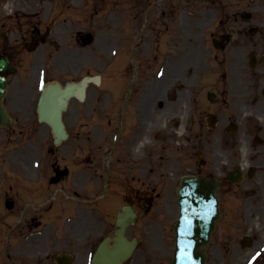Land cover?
Masks as SVG:
<instances>
[{
	"label": "rangeland",
	"instance_id": "374dc122",
	"mask_svg": "<svg viewBox=\"0 0 264 264\" xmlns=\"http://www.w3.org/2000/svg\"><path fill=\"white\" fill-rule=\"evenodd\" d=\"M63 1L64 17L71 16L74 20L59 18L57 21L56 24L64 22V39L70 40V34L80 29L92 32L95 40L89 47L79 48L78 62L73 67H78V70L59 73L57 78L78 79L85 74H99L102 80L100 85L88 87L84 102L71 100L63 116L69 137L55 149L47 150L54 151L61 158L56 162L55 157L45 152L52 137L47 125L36 120L33 110L36 101L27 102V89L30 87L27 78L20 71L9 75L4 102L19 125L27 124V131L17 134L0 129V144L11 143L5 145L0 156V174L4 180L22 179L21 176L31 180L21 186L23 209L20 208L21 202L17 201L18 208L11 212L0 211V216L14 225L10 233L14 232L16 251L27 233L30 238L28 244L32 243L33 248L30 250L39 251L42 264H52L45 255L69 249L71 242L75 241L79 253L75 264H89V245L114 228L113 220L106 213L96 215L95 212L91 216L87 209L99 208L96 196L104 191V154L112 147L114 137L118 136L120 145L114 146L117 159L107 163L112 162L113 169L115 164L120 168L123 163L133 161L131 170L135 169L138 177L145 181L129 183L113 179L110 184L108 182L110 192L120 196L123 191H134L141 186L144 195L150 199L149 204H152L150 209H156L158 213V221L151 227L139 221L130 229V234L136 235L140 243L126 264L170 263L174 237L171 226L177 215L175 189L179 178L185 174L214 175L224 181L217 191L220 218L212 234L205 264H264V253L259 259H252L253 254L264 250V145L257 146L252 139L258 135L264 140V133L257 134L251 129L249 122L254 121L245 116L253 108L251 82L255 75L252 73L264 71V65L255 66V72L248 67L249 51L254 50L257 55L264 56V0H169L165 4H155L151 0ZM150 2L152 4L148 5ZM91 6L95 11H89ZM167 11L175 15L171 28L176 36L172 71L159 75L156 70L149 72L144 69L135 73L136 88L129 100L135 99L137 105L134 119L138 128L135 124L121 131L125 124L121 122L120 125L119 122L120 101L118 95L109 89L114 83L112 78L118 83L122 80L119 75H113L109 55L124 44L121 38L130 19L135 26L130 25L129 31L136 35L138 48L151 41L158 44L157 48L163 45L164 38L158 34L167 26L161 24L165 19L162 15ZM245 11L252 14L249 21L241 19ZM251 26L256 27L259 33L250 34L248 29ZM228 32H233L231 40L223 50L216 48L213 40ZM155 35L157 37L154 38ZM114 47L115 50L111 51ZM22 55L21 63L25 62V54ZM219 70L223 71V78L216 77ZM149 81L160 84L159 94H153L158 97L155 100L142 95L144 83ZM217 86L219 91L215 89ZM209 90L218 92L212 103L206 98ZM180 94L182 96L175 101ZM172 95L174 98L170 99ZM138 99L142 104L139 105ZM210 112L218 117L214 129L206 126V115ZM148 126L151 128L145 141L136 151L133 150L137 137ZM126 143L127 146L123 147ZM243 145L246 155L242 152ZM253 154H256V159ZM88 155L90 163L95 165L91 171L93 179L88 176L89 172L82 173L83 168H89L80 164L87 163ZM119 158L122 159L119 161ZM199 159L205 161L201 166L198 165ZM51 163L59 169L66 165L71 170L65 181L60 178L54 185L77 190L78 197L84 199L78 205V209H84L81 213L74 210L75 201L60 188L41 192L44 189L41 181L45 179L41 177L48 174ZM255 163L259 165L258 171L252 176L237 185L226 182L225 176L232 168L244 166L246 171ZM123 166L127 167L126 164ZM149 168L154 172L148 173ZM16 198L22 200L20 196ZM58 209L67 212H56ZM2 212L9 215L4 217ZM247 236L251 239L250 244L242 246L240 241Z\"/></svg>",
	"mask_w": 264,
	"mask_h": 264
},
{
	"label": "water",
	"instance_id": "95a60500",
	"mask_svg": "<svg viewBox=\"0 0 264 264\" xmlns=\"http://www.w3.org/2000/svg\"><path fill=\"white\" fill-rule=\"evenodd\" d=\"M7 62L0 59V71H5ZM84 79L79 85L81 96L84 91ZM5 80L0 77V125L7 124V116L1 104V96L4 93ZM72 91L69 88L61 89L59 86L44 88L43 96L39 101V109L42 110L39 120H45L53 129L55 142L65 137L60 112L66 106V98ZM240 178L238 172L230 175L231 181ZM219 186L215 178L207 180L194 176L183 177L177 190L179 215L174 226L176 239L172 264H203L205 252L200 249L207 245L209 234L218 218L217 198L215 189ZM128 209L127 207L123 208ZM120 229L115 231L116 250H101L102 257L98 256L94 264H120L131 253L133 245L126 241L123 231L126 225L125 218L118 215ZM122 217V218H121ZM59 260V258L57 257ZM106 260V261H105Z\"/></svg>",
	"mask_w": 264,
	"mask_h": 264
},
{
	"label": "flooded vegetation",
	"instance_id": "af4514ba",
	"mask_svg": "<svg viewBox=\"0 0 264 264\" xmlns=\"http://www.w3.org/2000/svg\"><path fill=\"white\" fill-rule=\"evenodd\" d=\"M62 10V0H52L49 7L44 4V0L37 4H32L31 0H0V53L8 54L10 63L17 65L21 62V53L27 52V79H31L36 70H41L44 75L48 60L54 66H62L64 61L69 67L77 64L76 53L70 44L74 41L75 49L78 48L81 39L78 35L79 29L70 34V40L66 43L63 33L64 22L56 23L59 18H68L70 22L74 20L70 18L71 16L65 18ZM52 11L54 12L50 14ZM91 11L93 12L94 8ZM68 28H70L69 24ZM56 51L61 54L56 56ZM63 52H65V60ZM45 75H47L46 71ZM40 79H43V76H40ZM30 99L31 94L27 90V101ZM257 108L258 110L264 108V104L257 105ZM15 262L5 259L2 264H15Z\"/></svg>",
	"mask_w": 264,
	"mask_h": 264
},
{
	"label": "bare ground",
	"instance_id": "6f19581e",
	"mask_svg": "<svg viewBox=\"0 0 264 264\" xmlns=\"http://www.w3.org/2000/svg\"><path fill=\"white\" fill-rule=\"evenodd\" d=\"M177 89H180V86H178ZM181 96H182L181 94H180V95H177L176 100H177L179 97H181ZM176 100H175V101H176ZM147 133H148V129L144 130V131L142 132V134L140 135V137H138V139H137V141H136V144H135V146H134V150H135V149H138V148L141 146V144L143 143V141H145V139H146V137H147ZM242 152L245 153L244 149L242 150Z\"/></svg>",
	"mask_w": 264,
	"mask_h": 264
},
{
	"label": "snow or ice",
	"instance_id": "6c2138e0",
	"mask_svg": "<svg viewBox=\"0 0 264 264\" xmlns=\"http://www.w3.org/2000/svg\"><path fill=\"white\" fill-rule=\"evenodd\" d=\"M257 255H259V254H257Z\"/></svg>",
	"mask_w": 264,
	"mask_h": 264
}]
</instances>
